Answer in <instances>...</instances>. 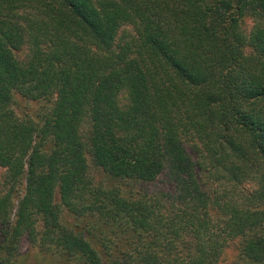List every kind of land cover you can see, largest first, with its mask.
I'll list each match as a JSON object with an SVG mask.
<instances>
[{
  "label": "trees",
  "instance_id": "trees-1",
  "mask_svg": "<svg viewBox=\"0 0 264 264\" xmlns=\"http://www.w3.org/2000/svg\"><path fill=\"white\" fill-rule=\"evenodd\" d=\"M22 240L264 264V0H0V264Z\"/></svg>",
  "mask_w": 264,
  "mask_h": 264
},
{
  "label": "rangeland",
  "instance_id": "rangeland-1",
  "mask_svg": "<svg viewBox=\"0 0 264 264\" xmlns=\"http://www.w3.org/2000/svg\"><path fill=\"white\" fill-rule=\"evenodd\" d=\"M244 26H245V30H248L251 26V22L249 20H246ZM36 109H37V104L35 102H30L18 96H14L13 104L11 105V110L18 117H21L23 115L33 117ZM89 171L94 180L100 181L104 179V176L100 170L94 167H90ZM162 185L163 184H161L160 181L157 180L155 183L151 184L149 188L156 191L155 189L161 188ZM55 198L57 200V196ZM61 220L64 225H69L70 227H73L78 223L73 218L65 216L64 211H61ZM224 255H225L224 264H251L240 259L237 254V251H235L233 247L232 248L228 247L225 250ZM13 264H71V263L69 261L63 260L62 258L52 256L51 254L40 251L37 248L30 247L29 245L26 244L24 240H22L19 248V253L16 256Z\"/></svg>",
  "mask_w": 264,
  "mask_h": 264
}]
</instances>
